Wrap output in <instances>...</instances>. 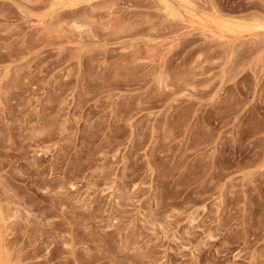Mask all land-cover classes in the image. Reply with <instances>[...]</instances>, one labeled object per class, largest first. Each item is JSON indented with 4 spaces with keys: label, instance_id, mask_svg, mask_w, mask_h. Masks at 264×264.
I'll use <instances>...</instances> for the list:
<instances>
[{
    "label": "rangeland",
    "instance_id": "rangeland-1",
    "mask_svg": "<svg viewBox=\"0 0 264 264\" xmlns=\"http://www.w3.org/2000/svg\"><path fill=\"white\" fill-rule=\"evenodd\" d=\"M0 256L264 264V0H0Z\"/></svg>",
    "mask_w": 264,
    "mask_h": 264
},
{
    "label": "bare ground",
    "instance_id": "bare-ground-1",
    "mask_svg": "<svg viewBox=\"0 0 264 264\" xmlns=\"http://www.w3.org/2000/svg\"><path fill=\"white\" fill-rule=\"evenodd\" d=\"M263 26V25H262ZM261 27V26H260ZM263 28V27H262ZM0 264H3L2 257L0 256Z\"/></svg>",
    "mask_w": 264,
    "mask_h": 264
}]
</instances>
